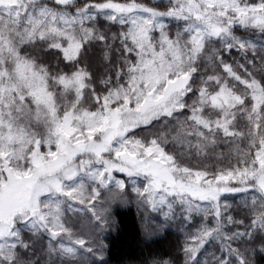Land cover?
Masks as SVG:
<instances>
[{
	"label": "snow or ice",
	"instance_id": "snow-or-ice-1",
	"mask_svg": "<svg viewBox=\"0 0 264 264\" xmlns=\"http://www.w3.org/2000/svg\"><path fill=\"white\" fill-rule=\"evenodd\" d=\"M130 199L182 264L264 252V0H0V264H93Z\"/></svg>",
	"mask_w": 264,
	"mask_h": 264
},
{
	"label": "trees",
	"instance_id": "trees-1",
	"mask_svg": "<svg viewBox=\"0 0 264 264\" xmlns=\"http://www.w3.org/2000/svg\"><path fill=\"white\" fill-rule=\"evenodd\" d=\"M148 5L157 4L161 8L166 4V0H141ZM238 34H241L238 31ZM228 59L242 60L240 54L233 50ZM169 151H178L171 144L167 146ZM224 145H221L217 151H222ZM192 162H195V157H192ZM203 163L216 164L215 157L209 156L202 160ZM236 207L240 197L237 195L234 199L229 198ZM237 215V213H233ZM114 225L111 226L110 232L105 236L104 243L106 246V259L100 264H152L153 260H171L173 264H182L183 256L180 251L184 243V233L175 229L166 230L164 235L158 239L146 241L140 227L137 211L134 208H116L113 211ZM237 218H243L242 214L237 215ZM177 224L180 222L175 221ZM200 223L199 217L195 218L191 228H195ZM235 230V229H233ZM243 230V228H241ZM243 246V242H240ZM234 246H237L234 244ZM257 249L250 253L253 264H264V252ZM212 249V250H211ZM209 251H216L219 255L218 248L208 247Z\"/></svg>",
	"mask_w": 264,
	"mask_h": 264
},
{
	"label": "rangeland",
	"instance_id": "rangeland-1",
	"mask_svg": "<svg viewBox=\"0 0 264 264\" xmlns=\"http://www.w3.org/2000/svg\"><path fill=\"white\" fill-rule=\"evenodd\" d=\"M143 136H147V135L145 134ZM177 152H179V150ZM116 175L118 177L123 178V174L117 173ZM116 208H125V209L134 208L137 211L143 238L146 241H151V240L162 237L165 231L169 229H175L176 231L181 232V226L180 224H177L176 222H170L164 225L163 227H159L162 222V217L157 213H147V212H143L142 209H138L137 204L134 199H130L127 204H121V203L114 204L111 208L112 216H113V211ZM110 229L111 227L105 229V231L101 234L100 239L103 241V243H104V238L110 232ZM105 259H106V246L104 247L103 258L94 260L93 264H100Z\"/></svg>",
	"mask_w": 264,
	"mask_h": 264
}]
</instances>
